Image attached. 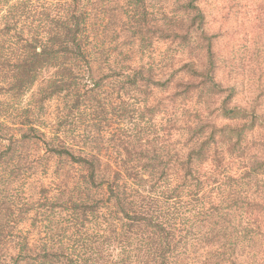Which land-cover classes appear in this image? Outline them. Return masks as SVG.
<instances>
[{
	"label": "trees",
	"instance_id": "trees-1",
	"mask_svg": "<svg viewBox=\"0 0 264 264\" xmlns=\"http://www.w3.org/2000/svg\"><path fill=\"white\" fill-rule=\"evenodd\" d=\"M9 3L10 0H0V14L6 11V5ZM74 3L77 5L78 14L70 17L73 27L64 31L63 36L50 35L47 41L49 47L42 49V55L37 56L25 54L26 50L38 46L35 41L39 39L37 34L32 41H28L25 35L26 29L31 31L20 19H30L25 14L26 5L14 4L7 9L9 22L0 28V96H15L30 82L34 84L38 78V70L43 73L44 62L49 58H54L56 62L63 59V62L67 63L71 59L74 62L87 63L82 54L100 35L102 24L104 32L111 33V41H118L112 43L107 36L103 41L110 44L109 52L116 58L113 62H118L121 58L133 61L141 59L138 54L142 55L141 51L145 50H150L149 55L155 58L157 55H152V51L158 42L167 44V50L174 48L173 52L166 51L163 55L170 56L175 53L174 59L184 61L177 69V74L183 71L193 79L187 84L183 81L176 84L180 91L172 93L175 100L170 103H175L182 97L185 102H190L195 92L193 85L200 77V69L209 71L215 67L217 76H222L225 69H232L231 64L226 66L220 63L216 34L210 29L205 10L197 11L196 0H123V4L120 0H74ZM81 4L83 8L80 7ZM104 20L107 21L106 24L103 23ZM210 38L214 42L213 50L216 52L215 65L209 56ZM22 49L25 51H21ZM257 50L258 47L255 48L256 53L251 52L254 62L256 55H260ZM260 63L256 65L259 66ZM49 67H55V63ZM150 70L151 64L148 68L140 65L118 85L116 99L120 103L114 105L111 114L107 115L109 149L125 157L122 163H132L135 160L134 167H139L153 177L155 183L149 185V192L170 187V191L162 192V203H140L135 212L121 208L129 230L148 235L150 239L166 245L162 252L157 253L166 257L160 264H244L240 259L243 255L240 250L241 242L264 238V139L260 138L258 132L259 127H264V111H256L255 122L248 121L250 127H246L242 122L244 118L224 110L212 120H206L204 124L193 129L187 123L178 126L180 117L175 114L168 116V106L159 105L153 110L152 118L158 125V132L164 133V136L152 137V141L156 142L155 146H151L152 141L143 140V144L150 146H141L134 152V141L128 139L133 132L122 125L127 122L133 130L136 128L135 104L143 103L136 94L141 92L146 96L151 95L150 90L143 88L145 75ZM231 71L234 72L233 69ZM234 73L237 74V78L233 80L235 86L239 84V75L246 73V70ZM62 75H67L74 83L82 79L70 69ZM88 79L92 80L91 70ZM107 79L105 76L100 80H93L92 88L102 87L103 80ZM149 83L152 88L169 91L173 78L170 77L164 84L151 81ZM211 95L218 96L219 93ZM51 99L56 100L55 95ZM227 99L228 97H225V100ZM195 101L205 109L207 104L212 102L211 99L205 101L200 95H196ZM224 102L219 101L221 107ZM75 103L79 104V101ZM183 115L184 113H181V116ZM208 116L212 117L213 113L209 112ZM196 119H200L199 113H196ZM173 120L176 123H173ZM11 127V121L7 125L0 122V147L5 139L8 141V147L0 151V168L6 169V162L15 158L14 150L18 148L16 138L5 135V130H10ZM65 127L67 125L62 121H56L57 131ZM181 127L188 132L182 145L183 153L175 152L169 156L171 146L165 141L180 132ZM209 127L211 131L205 136ZM48 134V130L43 126H32L19 137L20 141L24 142L40 141L51 157H54L48 160L47 169H41V175L50 169L53 175L57 174L59 161L68 160L72 165L83 168L81 179L86 177L93 182L92 186L96 187L95 181L104 175L100 154L77 156L67 145L49 147L41 140L42 135ZM253 134H256L257 139L251 140V145L256 147V151L250 152L244 141ZM135 143L139 144V141ZM181 154L182 160L179 159ZM173 160H176L175 164ZM112 163H115V160ZM202 173L211 175L205 179ZM113 175L117 182L122 178L119 172H114ZM124 175L135 179L139 173L134 176L125 172ZM106 187L111 195L112 186ZM47 191V187L41 186L37 195H44ZM11 196V193L0 189V235H3L4 225L13 221L12 205L15 201ZM16 199L19 200L20 197L17 196ZM40 207H45V204L41 203ZM58 207L59 205L53 202V212ZM30 211V206L27 211L23 206L20 207L16 210L13 222L16 226L25 225L30 239L44 241L46 237L41 236L42 229L37 226L43 221L40 215L29 219ZM63 211L69 209L65 208ZM27 222L29 226H26ZM87 222H81V227ZM44 227L47 228V225ZM38 246L41 251L36 254V264H57L62 253L50 252L47 243H39Z\"/></svg>",
	"mask_w": 264,
	"mask_h": 264
},
{
	"label": "clouds",
	"instance_id": "clouds-1",
	"mask_svg": "<svg viewBox=\"0 0 264 264\" xmlns=\"http://www.w3.org/2000/svg\"><path fill=\"white\" fill-rule=\"evenodd\" d=\"M120 3L123 4V0H120ZM14 4L26 5L25 14L30 19L27 21L22 17L20 19L21 23L26 24L31 30L29 32L26 29L27 40L32 41L39 34V39L35 41L38 46L26 51L21 50L29 56L42 55L41 50L49 47L48 37L63 36L64 31L73 27L70 17L78 14L74 0H10L6 5V11L0 14V28L9 22L7 9ZM196 4L197 11L221 8L233 26L238 27L241 23L251 25L264 36V0H221L219 4L214 0H196ZM80 7L83 8V4ZM237 9L240 10L238 16L234 15ZM103 23L106 24L107 21L104 20ZM105 36L112 43L118 42L111 41V33H105L102 24L100 35L82 54L83 60L87 63L74 62L71 59L67 63H64L63 59L56 62L54 58H49L44 62L43 73L38 70V78L34 84L30 82L15 96L11 94L0 96L2 101L0 122L5 125L12 122L11 129H6L5 135L14 136L18 145L14 150L15 158L6 162V169L0 168V189L11 193V199L15 201L12 205L13 221L17 209L23 206L27 211L30 206L28 218L40 215L43 221L40 234L46 237L44 241L30 239L25 225L16 226L13 221H9L3 227V235H0V264H36V254L41 251L39 243H47L50 252L62 253L57 264H160L161 260L166 259L162 255H157L166 248V245L150 239L148 235L130 231L121 208L124 211L135 212L140 203L157 201L162 203V192L170 191V187L149 192V185L155 183L153 177L139 167H134L135 160L132 163H122L125 157L112 152L106 142L98 138L99 134H93V129L100 125L106 115L111 114L112 107L120 103L116 99L118 85L140 67V64H151V70L146 73L143 84V88L150 90L151 95L146 96L141 92L136 94L143 101L142 104H135L133 101L137 108L134 121L136 128L133 130L127 122L122 125L133 132L128 139L134 141L132 144L134 152L141 146L145 148L150 146L143 144V140L152 141L154 135L164 136V133L158 132V125L152 118L153 110L159 105L168 106V116L175 114L180 117L178 126L187 123L193 129L204 124L206 120H212L224 110L244 118L242 122L246 127H250L248 121L255 122L256 111H264L262 95L264 61L259 66L250 64L249 72L240 74L239 84L235 86L233 80L237 78V74L230 68L225 69L222 76H217L215 67L209 71L200 69V77L195 80L193 85L195 92L190 102H185L182 97L181 100L170 103L175 100L172 93L180 91L176 84L181 81L187 84L193 79L183 71L177 74V69L184 61L174 59L175 53H172L170 56L157 55L153 61L121 58L118 62H113L116 58L109 52L110 44L103 42ZM208 45L209 56L215 65L216 52L213 50L214 42L211 38ZM53 63L55 67H49ZM69 69L82 79L74 83L67 75H62ZM89 70L92 80L88 79ZM105 76L108 79L103 80L102 87L93 89V80H100ZM170 77L173 78V83L169 91L152 88L149 83L151 81L164 84ZM88 89L92 91L89 92ZM212 93L219 95L212 96ZM53 95L56 97V104L59 105L55 119L50 107ZM196 95H200L205 101L211 99L212 102L207 104L205 109L196 103ZM121 96L123 98L122 93ZM225 97L228 99L225 100ZM77 100L79 104L75 103ZM219 101H225L223 107ZM209 112L213 113L212 117L208 116ZM181 113L184 115L181 116ZM196 113L200 114V119H196ZM57 120L62 121L67 127L57 131ZM173 123L176 121L173 120ZM32 126L37 128L43 126L48 130L49 134L42 135L41 140L49 147L67 145L77 156L101 154L99 150L102 148L108 151L110 155L105 159L104 175L95 181L96 187H93V182L86 177L81 179L80 174L84 169L72 165L68 160H60L57 174L53 175L49 170L45 179L41 175V169H47L48 160L54 157H51L40 141L24 142L19 139L21 133L28 132ZM210 131L211 128H207L205 136ZM258 132L260 138L264 139V127H259ZM187 136L188 132L181 127L180 132L165 141L171 146L169 156L175 152L183 153L182 145ZM255 139L257 136L253 134L244 141L250 152L256 151V147L251 145V140ZM135 141H139V144ZM155 145L156 142L152 141L151 146ZM7 147L8 141L5 139L0 151ZM179 159H183L182 154ZM113 160L115 163H112ZM173 163L175 164L176 160H173ZM114 172L121 174L119 182L116 181ZM125 172L134 176L139 173V176L129 179L124 175ZM202 175L207 179L211 173ZM107 185L113 188L111 195ZM41 186L47 187L48 191L44 195H37ZM17 196L20 197L19 200L16 199ZM53 202L59 205L54 212ZM41 203H44L45 207H40ZM65 208L69 211H63ZM45 217L47 219H44ZM85 220L88 222L81 227V222ZM240 250L243 252L240 259L244 264H264V238L243 241Z\"/></svg>",
	"mask_w": 264,
	"mask_h": 264
},
{
	"label": "rangeland",
	"instance_id": "rangeland-1",
	"mask_svg": "<svg viewBox=\"0 0 264 264\" xmlns=\"http://www.w3.org/2000/svg\"><path fill=\"white\" fill-rule=\"evenodd\" d=\"M215 3H220L221 0H214ZM207 14V19L209 21L210 29L213 33L216 34V41L218 43V47L220 50L219 60L220 63L231 64L233 71L239 72H249V64H256L264 61V36L261 35L260 32L256 30V27L251 25H245L241 23L240 26H233L229 20L226 18V14H223L221 8L216 9H204ZM231 11V10H230ZM239 9L236 10L234 15H239ZM109 43V41H106ZM167 44H163L158 42L154 45L152 55L163 54L166 51L173 52V49L167 50ZM258 47V53L260 55H256L255 62L252 60V54L256 53L255 48ZM142 55L138 54L141 59H137L134 61H152L153 56H150V50L141 51ZM262 55V56H261ZM148 68L150 64H140ZM231 69V70H232ZM223 70V69H222ZM224 72V71H223ZM222 72V74H223ZM264 95V94H262ZM56 100L52 99V104L50 105L53 115L59 110V105L56 104ZM243 102V101H239ZM108 122L107 115L101 121L98 127L94 128L93 134H99L98 138L101 141H105L109 148V134L108 132ZM98 130L100 132H98ZM102 164H105V159L109 157V152L105 151L103 148L99 150ZM104 168V167H102ZM52 172V170L50 169ZM45 179H47L48 172L43 174ZM26 226H29V222L26 223ZM39 229H41V225H37Z\"/></svg>",
	"mask_w": 264,
	"mask_h": 264
}]
</instances>
